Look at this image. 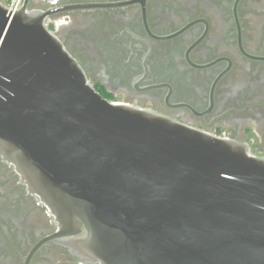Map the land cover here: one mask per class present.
I'll list each match as a JSON object with an SVG mask.
<instances>
[{
    "label": "water",
    "instance_id": "1",
    "mask_svg": "<svg viewBox=\"0 0 264 264\" xmlns=\"http://www.w3.org/2000/svg\"><path fill=\"white\" fill-rule=\"evenodd\" d=\"M32 2L0 0V159L49 240L85 264H264V154L109 101Z\"/></svg>",
    "mask_w": 264,
    "mask_h": 264
},
{
    "label": "flooded vegetation",
    "instance_id": "2",
    "mask_svg": "<svg viewBox=\"0 0 264 264\" xmlns=\"http://www.w3.org/2000/svg\"><path fill=\"white\" fill-rule=\"evenodd\" d=\"M84 4L83 7H75ZM32 7L49 9L45 0ZM47 26L111 102L264 154V0H59ZM0 159V264H85Z\"/></svg>",
    "mask_w": 264,
    "mask_h": 264
},
{
    "label": "built area",
    "instance_id": "3",
    "mask_svg": "<svg viewBox=\"0 0 264 264\" xmlns=\"http://www.w3.org/2000/svg\"><path fill=\"white\" fill-rule=\"evenodd\" d=\"M2 1L5 2V4L8 6L10 12H16L22 7L25 0H2ZM45 2L49 7H56L59 3V0H45ZM220 137L226 138L225 135H222Z\"/></svg>",
    "mask_w": 264,
    "mask_h": 264
},
{
    "label": "snow or ice",
    "instance_id": "4",
    "mask_svg": "<svg viewBox=\"0 0 264 264\" xmlns=\"http://www.w3.org/2000/svg\"><path fill=\"white\" fill-rule=\"evenodd\" d=\"M8 23V21L4 20V21H0V32L3 31V25Z\"/></svg>",
    "mask_w": 264,
    "mask_h": 264
}]
</instances>
